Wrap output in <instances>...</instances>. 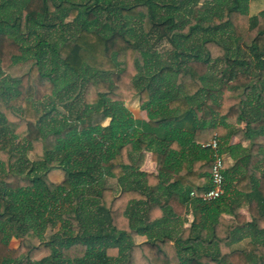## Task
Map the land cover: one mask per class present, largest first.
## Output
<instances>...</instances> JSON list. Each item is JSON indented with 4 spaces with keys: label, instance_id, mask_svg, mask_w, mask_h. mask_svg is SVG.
<instances>
[{
    "label": "trees",
    "instance_id": "trees-1",
    "mask_svg": "<svg viewBox=\"0 0 264 264\" xmlns=\"http://www.w3.org/2000/svg\"><path fill=\"white\" fill-rule=\"evenodd\" d=\"M248 2L0 0V71L34 59L0 72V264H264V145H227L229 119L264 132V10ZM135 98L146 121L123 105ZM214 131L233 163L207 203L190 193L208 187ZM146 151L156 173L140 170Z\"/></svg>",
    "mask_w": 264,
    "mask_h": 264
},
{
    "label": "crops",
    "instance_id": "crops-1",
    "mask_svg": "<svg viewBox=\"0 0 264 264\" xmlns=\"http://www.w3.org/2000/svg\"><path fill=\"white\" fill-rule=\"evenodd\" d=\"M135 99H137V98H135ZM127 102L128 101H126L123 105L126 108V110L128 111L129 115L132 117V119H135V120H144V121H146L148 119V113H147V111L145 109H142L140 107L139 103L138 104H127ZM136 105L138 106V108H136ZM197 113H198V116H200L201 112H197ZM109 121H110V118L109 117L106 118V119H104L103 122H102V125L103 126L107 125L109 123ZM228 123H230L231 125H233L234 128H238V130H239L235 134L231 135V137L228 139L227 145L229 147H233V146H238L239 147V145H240L241 147L246 148V147H248L250 145V142H252V141L258 142V143H261V144L264 145V141L262 140V138H264V132L259 133V132H255L253 130H249V129L245 128V123H243V122H237L234 118L233 119H229L228 120ZM214 133H216V132L214 131L213 134ZM244 133L248 137V139H246V140H243L242 139V136L244 135ZM216 136L218 138V143H219V137H218L217 133H216ZM236 150L237 149H234L233 152H235ZM234 154H236V152ZM222 155L224 156V159L230 165L233 163L232 156L229 153V149H228V152L222 153ZM144 163L145 164L147 163L146 166H145L147 168V170L145 172H147V173H149V172L156 173L157 172L156 171V164H155V162H153L151 160V152L150 151H146V157H145V160L143 162V165H144ZM142 166L140 167V169H142ZM260 166H261L260 167V170L263 171L264 170V163H261ZM142 170H145V169H142ZM231 172H232V175L234 176V182L230 185V187L228 189V192L226 191V193L228 195H230L231 193H233V191L235 189L236 176H240V174H238L237 171L232 170ZM202 179L203 180H201V182L204 181V178H202ZM206 184L209 185L208 179L206 181ZM226 184H227V181H226ZM226 184H225V186H226ZM240 192L241 191H239L238 196H234L233 197V200H234V202L236 204H238V207H239L238 213L244 216L245 221H250L251 217L249 215L248 208H247L248 201L243 198V195ZM192 207L193 206H191V203L188 202L187 203V208L184 210V213L180 217V221H181L180 226L182 225V223L184 222V220L186 218L189 219L191 222H193V220L195 218V213H194ZM243 207L246 208V211H247L246 213L247 214H245V213L242 212L241 209ZM223 216L226 219L232 218V215L226 214V213H223ZM198 217H199V215H198ZM189 226H184L183 228H186V227H189ZM183 228H180V229H183ZM242 235H246V229H244L242 231ZM133 240H134L135 243L142 242V241L146 240V235L145 234L136 235ZM173 242H174V240H173ZM207 248L208 247H206V246H197V250L198 251H206ZM214 248H215V246H213V250H215Z\"/></svg>",
    "mask_w": 264,
    "mask_h": 264
},
{
    "label": "rangeland",
    "instance_id": "rangeland-1",
    "mask_svg": "<svg viewBox=\"0 0 264 264\" xmlns=\"http://www.w3.org/2000/svg\"><path fill=\"white\" fill-rule=\"evenodd\" d=\"M214 3H218V4H227V5H231L233 3V0H198V5L200 7L202 6H209V5H213ZM248 8H249V14H253L256 13L258 11H263L264 10V0H249L248 2ZM59 14V13H58ZM227 43L230 45L231 49H235L234 44H232V42L230 43V40H227V37L224 38ZM157 50L161 53L167 51L170 49V45L166 42V41H162L161 44H158L157 46ZM34 62V59L32 58H23V59H18L17 61H15V63L9 67L3 68L0 72H1V78H3L4 76H8V77H17L20 76L22 74H24L25 72L28 71V69L30 68V66L32 65V63ZM222 66V63L219 62L218 64H216V66L214 67L213 70V74H215ZM217 100L220 99V96H216L215 97ZM204 99V97H203ZM202 99V100H203ZM127 104H138V100L137 99H133L127 102ZM136 108H138V106L136 105ZM59 110L62 111L63 114L67 113V109L64 108L63 106L59 105ZM133 110V109H132ZM262 140L264 141V138H262ZM33 156V155H31ZM147 164V163H146ZM146 164L144 163V165L142 166V170L140 169L142 172H145L147 170V168L145 167ZM105 176V175H104ZM103 176V178H104ZM50 180H52L54 183H60L62 181V179L64 178V175L62 173L61 170H52L49 173ZM106 178V177H105ZM134 178V177H133ZM138 178V176L136 177ZM104 183H106L109 186H113L114 187V191L115 193L119 191L120 187L119 184L117 183V181L114 178H107L105 179V181H103ZM57 204L59 205V202H57ZM243 213L247 214L246 212V208H242L241 209ZM192 222L189 219H185L184 222L182 223V225L180 226V228H183L184 226H189ZM19 243V239L18 238H12L9 242V246L10 247H16Z\"/></svg>",
    "mask_w": 264,
    "mask_h": 264
},
{
    "label": "built area",
    "instance_id": "built-area-1",
    "mask_svg": "<svg viewBox=\"0 0 264 264\" xmlns=\"http://www.w3.org/2000/svg\"><path fill=\"white\" fill-rule=\"evenodd\" d=\"M202 148H207L211 157V170L209 175V185L207 189L196 195L191 192V196L199 197L203 202H210L225 193V176L223 173L224 156L219 152V143L216 133H214L210 140L201 144Z\"/></svg>",
    "mask_w": 264,
    "mask_h": 264
}]
</instances>
